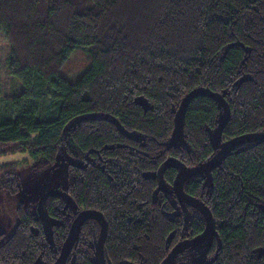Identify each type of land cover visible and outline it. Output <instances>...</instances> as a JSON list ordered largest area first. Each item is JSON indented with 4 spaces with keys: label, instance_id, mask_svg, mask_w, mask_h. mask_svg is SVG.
<instances>
[{
    "label": "trees",
    "instance_id": "obj_1",
    "mask_svg": "<svg viewBox=\"0 0 264 264\" xmlns=\"http://www.w3.org/2000/svg\"><path fill=\"white\" fill-rule=\"evenodd\" d=\"M0 29L8 68L23 84L6 99L14 114L0 112V155L28 152L37 170L63 157L69 180L60 189L78 205L46 197L54 237L38 205H19L0 264H59L72 220L91 208L109 222L106 264H165L208 222L175 196L180 168L201 165L234 136L264 131V0H0ZM77 51L90 63L71 80L62 72ZM197 87L231 106L218 145L225 105L204 92L187 102L176 135L179 105ZM12 164L0 163V191L21 188ZM183 185L215 217L204 264H264V141L236 147ZM101 230L98 219L86 221L67 264H96ZM191 248L176 263L188 264Z\"/></svg>",
    "mask_w": 264,
    "mask_h": 264
},
{
    "label": "water",
    "instance_id": "obj_2",
    "mask_svg": "<svg viewBox=\"0 0 264 264\" xmlns=\"http://www.w3.org/2000/svg\"><path fill=\"white\" fill-rule=\"evenodd\" d=\"M199 92H204L210 95H213L216 99L223 103L225 105V114L224 118L221 121L220 125L218 126V129L215 131L212 139L215 145H218L222 141V135L225 130V126L228 124V122L231 119V106L229 105L226 98L217 92H214L210 88L205 87H197L194 90H191L187 93L185 98L181 101L179 105V109L176 112L175 115V127L177 133V136H180V131H182V124H183V115L186 110L187 102L190 98H192L194 95L198 94ZM264 141V131H259L255 133H245L244 135L234 136L232 139L227 140L225 144L222 146L221 151H219L216 155H214L211 159L205 161L204 163H201V165L197 166H190V167H182L180 168L177 177L175 178L172 186L174 189L175 196L178 197L179 200L187 202L189 204H193L194 206L198 207L202 213L207 217V225L204 228V231L198 235H195L193 237L184 238L179 243L174 245V247L169 252L165 264H178L177 262V256L179 255L180 251H182L183 248L186 247H193V246H205V253L203 252V255L201 258V264H204L205 259L208 256V248L211 246L212 241L214 240L217 228H216V222L215 217H213V213L209 206L206 205V203L201 200L200 198L189 195L183 185V181L190 177L192 174H201V173H208L210 174L212 170L218 168L220 165H222L223 160L234 151V149L246 142H252V141ZM174 141V140H173ZM51 195H60L63 196L67 201H70L71 204L74 207H77V202L74 201L72 196L67 193L66 191L57 188V190L48 191L45 194H43L40 199L38 200V207L37 211L40 216L46 220V223L48 225V228L50 230V236L54 237L52 232V224L47 220V216L45 212L43 211V201L46 199V197ZM96 218L101 222L102 224V230L101 235L96 243V250H95V256H96V264H106L105 262V242L108 237V229H109V222H107V219L105 217V214L101 211H98L94 208L91 209H84L81 210L80 213L72 220L70 230L68 233V237L62 244V249L60 252V259L59 264H67L69 255L73 249V245L76 242L77 238L80 236V232L82 227L84 226L85 222Z\"/></svg>",
    "mask_w": 264,
    "mask_h": 264
},
{
    "label": "rangeland",
    "instance_id": "obj_3",
    "mask_svg": "<svg viewBox=\"0 0 264 264\" xmlns=\"http://www.w3.org/2000/svg\"><path fill=\"white\" fill-rule=\"evenodd\" d=\"M10 50L9 41L0 29V112L8 116L14 114V109L7 104L6 99L11 95H19L23 88L22 82L13 76L8 68L7 57ZM89 63L87 53L77 51L73 54L72 60L64 66L62 74L71 80L77 79ZM0 163H13L12 170L17 172L21 181V188L16 193H11L4 188L0 191V234H3L0 244H2L12 235L19 222L18 206L26 203L36 207L43 194L66 187L69 180V168L68 161L60 157L54 167L37 170L35 169L36 159L31 158L28 152H11V154L0 155ZM162 185L168 189L164 178H162ZM204 249L205 246H195L189 249L188 252L191 255L188 264H197V259L201 256L196 258L194 254L204 252Z\"/></svg>",
    "mask_w": 264,
    "mask_h": 264
},
{
    "label": "flooded vegetation",
    "instance_id": "obj_4",
    "mask_svg": "<svg viewBox=\"0 0 264 264\" xmlns=\"http://www.w3.org/2000/svg\"><path fill=\"white\" fill-rule=\"evenodd\" d=\"M187 238H189V237H187ZM193 247H195V246H193Z\"/></svg>",
    "mask_w": 264,
    "mask_h": 264
}]
</instances>
